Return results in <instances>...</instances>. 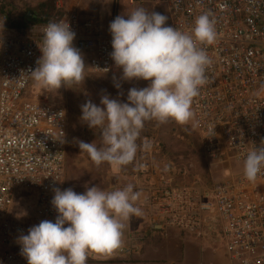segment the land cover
Listing matches in <instances>:
<instances>
[{"label":"built area","instance_id":"built-area-1","mask_svg":"<svg viewBox=\"0 0 264 264\" xmlns=\"http://www.w3.org/2000/svg\"><path fill=\"white\" fill-rule=\"evenodd\" d=\"M54 3L49 20L11 27L0 17V264H27L18 239L43 220L55 221L54 190L65 189L66 149L70 142L67 111L45 94L31 93L41 56L44 28L65 20L76 36L86 71L116 77L122 73L111 58V34L94 20H81L67 10V0ZM131 6L165 4L171 26L189 32L201 14L215 23L217 39L202 45L212 64L207 83L194 99L193 120L205 157L215 165L238 163L264 146V0H129ZM117 17L114 15L113 20ZM64 115V116H63ZM145 136L150 149L132 163L138 179L149 182L141 202L147 228L131 232L117 255L132 258L150 234L177 230L198 238L226 242L231 264H264V173L249 182L243 170L211 186L197 177L187 185L167 180L160 145ZM187 176V172L183 173ZM31 200H33L31 202ZM33 210V221L21 213Z\"/></svg>","mask_w":264,"mask_h":264},{"label":"clouds","instance_id":"clouds-1","mask_svg":"<svg viewBox=\"0 0 264 264\" xmlns=\"http://www.w3.org/2000/svg\"><path fill=\"white\" fill-rule=\"evenodd\" d=\"M126 16H117L109 25L111 58L122 69L123 80L149 83L130 88L127 102L104 95L101 106L91 101L81 106L82 121L99 129L101 142L80 141L78 146L97 167L107 163L123 168L135 161L141 147L150 149L147 141L137 143L147 121L186 125L193 119V101L207 83L212 64L202 45L217 39L215 23L206 13L189 32L169 26L166 15L144 8ZM75 36L65 20L46 25L38 66L29 73L38 86L58 91L84 82L87 66L73 44ZM243 172L249 182L264 173V146L246 154ZM85 187L83 193L54 190L55 221L43 220L18 239L27 264H87L90 253L107 255L121 247L124 222L142 215L136 206L141 193L133 184L111 191Z\"/></svg>","mask_w":264,"mask_h":264},{"label":"rangeland","instance_id":"rangeland-1","mask_svg":"<svg viewBox=\"0 0 264 264\" xmlns=\"http://www.w3.org/2000/svg\"><path fill=\"white\" fill-rule=\"evenodd\" d=\"M116 1L118 16L125 15V18H127L126 15L134 10L129 4V0ZM142 8L148 12L155 11L166 15L168 17L167 23L171 26L167 5L145 4V7ZM84 75V82L68 84L58 91L45 90L32 81L30 92L47 95L52 103L64 108L68 113L70 142L66 149L65 189L72 188L77 193H83L86 190L85 186L96 185L108 191L123 188L131 184V181L128 177L124 178L121 175L128 174L130 172L129 167L133 169L132 164L117 168L104 163L97 167L86 153L80 152L78 146L80 141L95 142L98 145L101 142L99 129L93 130L82 121L81 106L88 101L101 106L100 100L104 95H108L112 99H118L120 102H127V94L130 88H143L148 86L149 82L143 80L125 81L122 79V73L113 78L93 75L86 69ZM145 136H151L150 139L160 145L159 152L154 151V148H152L151 154L157 156V159L160 158L159 164L166 172L164 176L172 184L187 185L197 177L203 184L211 186L223 179L230 178L232 175H237L243 170L238 163L215 165L205 157L201 134L197 130L193 119L186 125H180L171 120L164 124L154 120L147 121L141 137L137 141L141 146L145 142L143 140ZM140 150L144 152L145 149L141 147ZM184 172H187V176H183ZM21 213H23L21 218L24 215V220L27 222L33 221L32 209L25 206ZM184 235L181 237L184 240V246H181L180 251L174 248V250L171 249L172 251L161 252L165 257L160 258L158 256L159 260L157 261H167L168 264H231L225 240L218 239L215 243L211 239L198 238L190 233H184ZM116 252L117 250L107 255L90 253L87 264H104L103 260L110 264H137L139 261L146 262L145 264H155V258H144V255L142 260L135 259L137 256L123 258L119 257ZM140 253L143 254L142 251Z\"/></svg>","mask_w":264,"mask_h":264},{"label":"crops","instance_id":"crops-1","mask_svg":"<svg viewBox=\"0 0 264 264\" xmlns=\"http://www.w3.org/2000/svg\"><path fill=\"white\" fill-rule=\"evenodd\" d=\"M116 2V0H67L65 3V8L70 11L77 10L80 13L81 20L83 21L94 20L106 30H109V25L113 21L114 15L117 14L118 7ZM136 7L142 8L145 7V5H137L133 8L135 9ZM31 13L38 17L37 20H46L47 18L50 19L55 13L54 3L45 2L42 0L0 1V17L7 15L10 18L11 27L13 28L19 27L22 22L26 21L25 15H29ZM129 169L130 172L125 176L121 175V177H128V179L131 181V184L135 186V190L141 193L139 200L136 202V206L141 208L142 215L132 216L128 221L124 222L125 226L123 229L122 245L127 244L129 234L131 232H140L147 228V225L145 224L147 222V218L144 215V207L139 204H141L148 194L149 182L143 178L138 179L139 175H137L134 166L133 169L131 167H129ZM182 236H185L184 233L177 230H169L168 233L150 234L140 249V252L142 251L143 254L139 252L138 255H135L137 257L132 256V258L135 257V259L142 260L144 255V258H155V264H168L166 263L167 261H157L159 260L158 256L160 258H164L165 256L161 252H166L167 250L171 249L174 250V248L175 250L178 249L180 251L181 246H184V240L181 239ZM103 261L104 264H110L106 263V260ZM145 263L146 262L143 261L137 262V264Z\"/></svg>","mask_w":264,"mask_h":264},{"label":"trees","instance_id":"trees-1","mask_svg":"<svg viewBox=\"0 0 264 264\" xmlns=\"http://www.w3.org/2000/svg\"><path fill=\"white\" fill-rule=\"evenodd\" d=\"M49 8H51V7H49ZM52 8H53V6H52ZM37 18L38 17H36L33 13H31L29 15L27 14V15H25L26 21L25 22H22L19 27H21L22 25H26V24H28L30 22H38V21H41V20H37ZM47 20H49V19L47 18Z\"/></svg>","mask_w":264,"mask_h":264}]
</instances>
